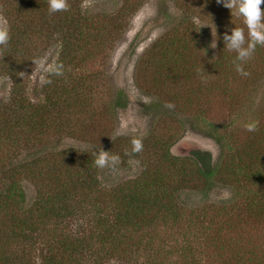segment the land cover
<instances>
[{
    "label": "trees",
    "instance_id": "obj_1",
    "mask_svg": "<svg viewBox=\"0 0 264 264\" xmlns=\"http://www.w3.org/2000/svg\"><path fill=\"white\" fill-rule=\"evenodd\" d=\"M86 1L67 0V11L49 14L47 0H0V15L7 21L10 36L0 46V87L8 89L7 97H0V264H110L113 260L264 264V238L254 244L249 231L264 227V124L260 122L264 100L252 120L256 130L245 139L232 130L221 132L218 125L202 119L211 128L207 137L221 147L217 161L204 149L172 152L179 138L162 120L166 112L160 114L159 129L135 137L142 141L140 152H131L133 138L127 136L105 144L113 127L99 129L101 118L111 115V120L116 119L112 114L125 110L128 98L117 91L113 99L98 100L94 88L91 107L90 80L85 75L75 79L72 67L83 61L95 66L108 58L145 0H121L112 14L103 10L94 16L84 11ZM174 2L181 11L214 26L217 56L202 65H207L210 76L223 78L225 86L211 81L205 90L222 87L230 102L234 101L230 107L247 116L251 111L244 108L250 99L238 97L242 87L246 91L249 87L256 69L252 64H264V46H257L243 62L248 73L243 76L235 71V53L222 40L230 27H243L241 19L231 17L230 10L217 0ZM196 28L194 20L187 21L182 29L170 30L156 43L158 59L154 60H173L174 66L166 68L168 76L178 72L174 85L184 87L189 69L200 65L194 55ZM53 45L57 48L54 63L62 65V74H44L42 78L51 83L41 84L40 79L35 90L31 85L33 61ZM164 81L157 80L155 86L163 89ZM202 88L188 86L170 100L175 106L180 100L184 113L198 116L196 99ZM57 132L88 145L57 150L50 146ZM103 147L119 159L137 160L140 174L105 187L101 176L109 167L101 169L93 163ZM26 183L35 191L30 203ZM217 184L232 189L227 205L183 206L182 199L189 192L208 194ZM78 221L83 222L81 228L74 230Z\"/></svg>",
    "mask_w": 264,
    "mask_h": 264
},
{
    "label": "rangeland",
    "instance_id": "obj_2",
    "mask_svg": "<svg viewBox=\"0 0 264 264\" xmlns=\"http://www.w3.org/2000/svg\"><path fill=\"white\" fill-rule=\"evenodd\" d=\"M121 0H87L83 4L84 11L93 15L105 10L106 13L112 14L120 6ZM195 21L197 28L195 31V38L197 41L194 47V55L198 57L200 61L194 69H189L191 74L186 76L184 87L181 85H174L178 79V72L174 70L168 76L167 68L173 60L166 63L161 61H155L158 59L155 56L158 48L156 43L164 38L165 34L170 30L182 29L187 21ZM0 26L8 28L7 21L0 15ZM214 26L208 21H200L188 15L184 11L178 9L174 0H145L142 5L134 12L128 21V25L124 29L119 39L116 41L114 47L109 52V56L106 59L100 58L101 62L92 66L91 61H83L77 66L72 67V73L75 79L86 76L90 80L92 85V96L90 97L91 107L94 106V88L97 91V99H113L117 91H122L128 98V106L125 110H119L117 116L104 115L101 118L102 127H113L112 132L107 137L105 144L109 140L117 136H127L129 138L142 137L150 134L154 129H159L160 114L166 112L167 115H162V120L170 125L168 130H171L178 139L176 144L172 147V152H176L178 149L187 151L190 147L208 150L212 153L213 159L218 160L221 147L214 139L207 137V132L210 127L202 123V119L207 122L213 123L219 126V130L224 132L225 130H232L233 133L239 134L242 139H245L249 131L245 130L244 125L246 122L253 120L254 113L259 112L258 106L264 100V64H252L256 66L253 77L250 78V84L246 91L244 87L239 93V99H250L247 108L245 110L251 111L250 114L245 115L242 111L237 112L230 107V97L222 91L225 85H223V78L212 75L210 76L206 68L202 65L205 60L215 59L217 56V45L212 47L215 40ZM41 48V47H39ZM105 54L102 57H105ZM57 57L56 45L46 48L42 53L34 69L31 73V85L34 88L39 80L45 73L40 71L39 63L42 62L45 66L54 63ZM179 64V63H175ZM174 66V65H173ZM167 67V68H166ZM93 70V71H91ZM201 70V71H200ZM205 70L204 72H202ZM195 71H198L196 74ZM223 76V75H221ZM224 77V76H223ZM157 80H166L163 89L161 86H155ZM184 80V75L181 77ZM215 82L216 85L222 83V87L214 89L209 92L205 90L209 82ZM219 82V83H218ZM245 82L243 79L242 84ZM1 83V82H0ZM160 83V82H159ZM202 86V90L197 95V109L198 116L193 113H184L180 108V100H178L175 106L171 98L176 99V95H179L177 91H181V94L187 90L188 86ZM240 86V85H237ZM4 87L8 88L7 85ZM214 85L211 87L213 89ZM184 90V91H183ZM38 91V90H37ZM8 89L0 87V97H7ZM96 99V100H97ZM172 104L173 107L169 108L166 105ZM156 105L155 108L153 105ZM159 106V107H158ZM159 109V110H158ZM196 109V110H197ZM87 112L86 114H88ZM106 114V112H105ZM243 115V116H242ZM263 121L260 122L264 124ZM94 122V121H93ZM123 129V131H122ZM51 144L59 150L69 146L83 147L88 145L84 141L78 140L72 136H62L60 133H55L51 137ZM102 149H105L103 147ZM140 166L134 158L127 160L119 159L114 167L106 168L102 171L104 177L101 176L105 187H115L116 185L124 182L125 180H132L140 174ZM28 190V203L31 202L34 196V188L26 183ZM227 194V195H225ZM232 189L227 186L215 185L212 191L208 194L189 192L186 197L182 199L184 207L202 208L205 205L215 204L218 206L227 205L232 199ZM211 205V206H212ZM80 223L78 221L74 225V230L80 229ZM254 234L251 240L254 244H259L264 238V227L260 226L257 229H249ZM255 236V237H254ZM261 239H260V238ZM264 252V250H263ZM262 252V253H263ZM209 256V255H208ZM210 257V256H209ZM110 264H131L123 262L121 260L111 261ZM206 264H216L213 262H207Z\"/></svg>",
    "mask_w": 264,
    "mask_h": 264
},
{
    "label": "clouds",
    "instance_id": "obj_3",
    "mask_svg": "<svg viewBox=\"0 0 264 264\" xmlns=\"http://www.w3.org/2000/svg\"><path fill=\"white\" fill-rule=\"evenodd\" d=\"M217 3L229 9L231 17L236 16L241 19L243 27H230L228 31L223 33L222 40L224 47L228 51L235 53L233 60L235 71L247 76L248 73L242 67L243 62H246L252 56L257 46H264V8H261L264 0H217ZM68 7L67 0H47L49 14L67 11ZM9 39L8 29L0 26V46L6 45ZM215 43L216 41L214 43L212 41L211 46L215 47ZM33 62L37 63L36 61ZM39 67L40 71L47 74V76L62 74V65L58 63L45 66L40 62ZM40 82L41 84H48L51 83V80L41 78ZM166 106L169 108L173 107L170 103ZM244 127L246 131L253 132L256 130V122H248ZM130 143L132 153H138L142 150L141 139L133 138ZM118 161V155H110L109 151L100 149L95 155L93 163L96 167L103 169L105 167H114Z\"/></svg>",
    "mask_w": 264,
    "mask_h": 264
}]
</instances>
